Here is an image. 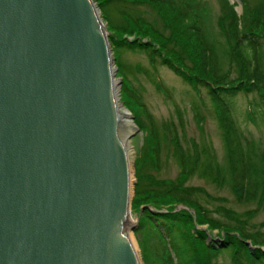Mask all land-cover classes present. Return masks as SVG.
I'll return each mask as SVG.
<instances>
[{
  "label": "water",
  "instance_id": "obj_1",
  "mask_svg": "<svg viewBox=\"0 0 264 264\" xmlns=\"http://www.w3.org/2000/svg\"><path fill=\"white\" fill-rule=\"evenodd\" d=\"M100 13L0 0V264H142Z\"/></svg>",
  "mask_w": 264,
  "mask_h": 264
},
{
  "label": "trees",
  "instance_id": "obj_2",
  "mask_svg": "<svg viewBox=\"0 0 264 264\" xmlns=\"http://www.w3.org/2000/svg\"><path fill=\"white\" fill-rule=\"evenodd\" d=\"M97 1L108 28L121 32L119 36L110 34L119 74L127 79L128 74L142 73L149 79L157 78L162 88L164 82L155 70L165 65L197 93L206 88L218 112L226 164L219 161L210 141L184 144L179 125L174 120L159 123L141 101V93L125 80L122 91L131 97L126 106L140 126L144 127L146 121L151 125L153 146L147 148L146 158L136 167L133 208L158 228L159 258L171 264H221L217 257L228 255L229 264H264V233L251 223L255 214L264 210V141L241 128L233 106L239 94L251 95L247 118L264 125V0H242L245 10L241 14L235 2L218 0L219 36L212 33L200 11L187 0H181V10L177 0ZM143 5L152 6L173 31L165 34L150 24L141 9ZM189 14L191 24L179 31L176 21L181 20L180 16L190 19ZM113 15L121 22H115ZM135 33L138 35L131 37ZM147 35L151 40L142 41L141 36ZM129 51L145 53L152 68L137 66L123 74L128 66L120 55ZM176 109L182 123L180 107ZM195 109L202 121L198 104ZM163 140L172 145L179 175L176 179L153 180L142 174L143 167L151 158L157 163ZM196 175L218 186H228L239 203L254 204L256 208L241 213L228 205V198L213 196L203 186L187 184ZM203 200L214 204V212ZM178 206L183 208L177 210ZM196 224L207 226L198 230ZM215 229L224 245L216 240L213 245L206 242L207 231ZM247 241L255 248L251 250Z\"/></svg>",
  "mask_w": 264,
  "mask_h": 264
},
{
  "label": "rangeland",
  "instance_id": "obj_3",
  "mask_svg": "<svg viewBox=\"0 0 264 264\" xmlns=\"http://www.w3.org/2000/svg\"><path fill=\"white\" fill-rule=\"evenodd\" d=\"M98 4V1L95 0ZM193 3L200 14L203 16L202 19L211 27V31L216 36H219V26L218 20L221 15L220 4L218 0H187V2ZM231 2L236 3V9L239 14L244 12L245 7L242 0H231ZM183 2L177 0L176 6L183 8ZM99 6V5H98ZM141 9L144 11L147 20L150 24L156 26L157 29L162 31L165 34H170L173 31V27L169 26L163 16L156 12L152 6L143 5ZM178 10V9H177ZM102 16V11H101ZM190 19L186 17H181L186 19L185 22L181 20L176 21L175 27L181 30L185 26L191 24V14H189ZM103 22L107 27L109 39L113 49L112 39L110 34L114 33L118 36L121 34L119 30L109 29V23L103 18ZM113 20L120 23L119 16L113 15ZM187 24V25H186ZM138 34H132L131 37H134ZM142 41L149 42L151 37L141 36ZM113 55L114 50H113ZM120 59L123 60L125 65L128 67L124 69L123 74L131 73L137 66H142L144 68H152V65L148 59V56L142 52H124L120 55ZM116 62V58H115ZM116 78L119 82V101L125 106L127 102L131 101L126 93L122 91V88L125 85V80H128L131 88L135 89L136 93H141V101L146 104L149 112L153 114L155 119L161 123L162 121H171L174 120L177 125H179V134L181 141L184 144H194L198 142L199 144L203 141H210L213 144V147L217 153V157L222 164H226V155L224 143L222 140V134L219 126L218 112L210 103V100L207 95V89L202 87L201 92L197 93L191 85L187 84L181 76L176 74L173 70L165 65H159L158 71L155 70L156 74L158 73L161 77L164 85L162 88H159V81L157 78L154 80L149 79L142 73L128 74L127 79L119 74V69L116 63ZM153 70V69H152ZM126 76V75H125ZM251 98V95L239 94L234 99V113L236 114L237 121L240 124L241 128L246 132L251 133L257 139H262L264 141V125L259 122L251 121L247 118V106L248 101ZM195 104H198V110H200V115L203 116V120L199 121V118L196 116ZM177 106L180 107V110L183 114V122L179 121ZM138 108L136 105H133V108ZM128 108V107H127ZM129 109V108H128ZM130 110V109H129ZM133 116V120L138 127L132 136L130 137V143L133 147L134 154L131 155L132 160V197H131V210L130 216L132 224H136V228L131 231V238L135 244V247L138 251V254L141 258L142 264H171L165 263L162 259L159 258L157 248H156V237L158 236L157 227L146 218L142 217V212L135 210L133 208V201L135 197V187L137 182L136 177V167L138 164L143 163L146 158L147 148H151V125L146 121L144 127L140 126L135 119V115L130 110ZM183 124V125H182ZM185 129V131H184ZM144 176L152 178L153 180H165V179H176L179 175V167L173 156L172 145L163 140L160 147V155L158 157L157 163H154L151 158L143 167ZM187 184L198 185L205 187L213 196L216 197H226L228 198V205L233 207L235 210L246 213L248 209L256 208L254 204H241L236 200L235 194L228 186H218L213 182H210L198 175L192 177ZM204 201V200H203ZM208 207L214 212V204L204 201ZM182 206L176 207L177 210L182 209ZM153 209V208H152ZM155 209V208H154ZM192 212V211H191ZM215 216H218L217 213H214ZM195 222L196 216L194 215ZM251 223L255 224L256 230H261L264 233V210L258 211L255 214V217L251 219ZM207 225L200 226L196 224V229H206ZM194 229L193 231H195ZM208 238L206 242L213 245V242L216 238H219V231L217 229L207 231ZM221 236V235H220ZM214 240V241H213ZM217 260L221 264H229L230 258L226 256H218ZM172 263H175V260H172Z\"/></svg>",
  "mask_w": 264,
  "mask_h": 264
},
{
  "label": "bare ground",
  "instance_id": "obj_4",
  "mask_svg": "<svg viewBox=\"0 0 264 264\" xmlns=\"http://www.w3.org/2000/svg\"><path fill=\"white\" fill-rule=\"evenodd\" d=\"M113 83H114V90H115V96H116V102H117V110H118V115H119L120 130H121L123 142L126 144V147H127V152L129 156L130 165H131V177H132L131 155L134 154V152H133V147L131 146V143H130V137L137 130L138 127L135 124L134 120L132 119L133 116L130 110L123 108L122 103L119 101V82L116 79L114 80ZM131 197H132V191H131ZM130 202H131V198H130ZM132 223L133 222L131 218H128L129 233H131L130 225Z\"/></svg>",
  "mask_w": 264,
  "mask_h": 264
}]
</instances>
